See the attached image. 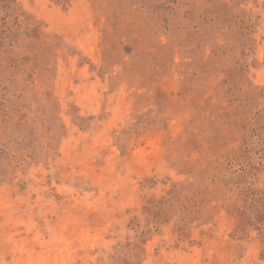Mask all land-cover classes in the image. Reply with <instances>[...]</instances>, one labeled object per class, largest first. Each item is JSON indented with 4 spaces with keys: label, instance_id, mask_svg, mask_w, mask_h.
I'll return each instance as SVG.
<instances>
[{
    "label": "rangeland",
    "instance_id": "1",
    "mask_svg": "<svg viewBox=\"0 0 264 264\" xmlns=\"http://www.w3.org/2000/svg\"><path fill=\"white\" fill-rule=\"evenodd\" d=\"M0 264H264V0H0Z\"/></svg>",
    "mask_w": 264,
    "mask_h": 264
}]
</instances>
